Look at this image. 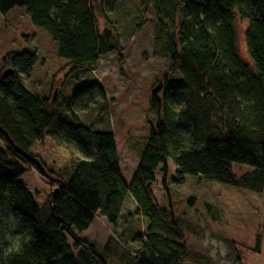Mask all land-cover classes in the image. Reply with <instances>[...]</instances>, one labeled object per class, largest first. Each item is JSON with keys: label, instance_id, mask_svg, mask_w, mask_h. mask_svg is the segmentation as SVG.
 <instances>
[{"label": "trees", "instance_id": "trees-1", "mask_svg": "<svg viewBox=\"0 0 264 264\" xmlns=\"http://www.w3.org/2000/svg\"><path fill=\"white\" fill-rule=\"evenodd\" d=\"M117 3L0 0V13L24 8L31 23L56 44L57 56L81 73L118 51L115 24L108 17ZM145 3H139V12ZM96 12L107 24L101 32ZM152 16L153 50L166 63V72L151 90L148 113L155 120L147 121L145 145L128 186L120 175L112 133L81 125L72 106L93 91L81 104L86 110L95 95L104 97L103 87L84 86L70 103L53 105L52 98L20 84V72L28 75L35 64L33 54L3 56L0 264H108L105 248L74 233L85 232L95 215L114 228L128 196L134 214L145 221L131 264H180L187 256L183 227L170 208L153 201L157 171L163 191L185 196L188 208L201 203L212 221L220 210L264 227V0H154ZM237 18L246 23L248 61L238 53ZM4 69L11 70L6 78ZM56 135H64L80 155L70 171L60 174L31 153L37 142ZM168 162L173 169L168 170ZM234 164L249 169L236 175ZM27 168L51 182L42 206L21 182ZM9 216L14 232L8 230ZM252 251L260 252V238ZM235 260L242 264L238 254Z\"/></svg>", "mask_w": 264, "mask_h": 264}, {"label": "rangeland", "instance_id": "rangeland-1", "mask_svg": "<svg viewBox=\"0 0 264 264\" xmlns=\"http://www.w3.org/2000/svg\"><path fill=\"white\" fill-rule=\"evenodd\" d=\"M144 4L143 12L137 9ZM154 0H118L116 10L108 17L115 24L118 51L99 60L92 69L75 73L65 59L56 54V44L47 32L34 26L24 8H13L0 13V65L7 52H27L35 57L29 74L20 72V84L40 97L53 98V105L70 103L72 94L87 85L98 83L104 89V97L86 110L81 104L93 94L76 98L72 106L78 122L99 132H110L114 137L120 174L126 186L133 176L138 158L144 148L148 124L155 118L148 113L151 90L161 82L166 72L165 62L154 54L152 31V6ZM99 31L107 27L102 16L95 14ZM246 23L235 19L237 47L240 57L248 61L244 32ZM6 70V69H4ZM63 108V106H61ZM81 138L84 133H79ZM31 153L39 157L44 166L55 174L65 168L70 171L80 157L72 143L64 135L45 137L37 142ZM168 170L173 166L168 162ZM244 165H233L236 175L247 172ZM161 175L155 172L152 185L153 201L161 208H170L183 227L182 238L187 256L180 264H235L238 254L242 264H264V227L226 211H218V219L212 221L204 212L203 205L193 208L186 205L182 194L161 188ZM21 182L32 194L38 206H42L52 188L50 180L33 168H27ZM135 203L127 197L122 215L113 228L99 215H95L89 228L76 234L106 249L108 264H131V257L139 246L136 235L141 234L145 221L135 215ZM5 215H8L4 211ZM8 230L15 225L9 216ZM111 238V239H110ZM260 238V252L252 249ZM69 245L72 241L67 237ZM233 242V245L230 242ZM18 240L15 245H17ZM235 249V251L233 250ZM76 255V251L73 250Z\"/></svg>", "mask_w": 264, "mask_h": 264}, {"label": "water", "instance_id": "water-1", "mask_svg": "<svg viewBox=\"0 0 264 264\" xmlns=\"http://www.w3.org/2000/svg\"><path fill=\"white\" fill-rule=\"evenodd\" d=\"M11 73V70L7 69L3 72L2 78H6ZM53 99V98H52Z\"/></svg>", "mask_w": 264, "mask_h": 264}, {"label": "crops", "instance_id": "crops-1", "mask_svg": "<svg viewBox=\"0 0 264 264\" xmlns=\"http://www.w3.org/2000/svg\"><path fill=\"white\" fill-rule=\"evenodd\" d=\"M121 175V174H120ZM122 178V177H121ZM132 178V177H131ZM125 184V183H124Z\"/></svg>", "mask_w": 264, "mask_h": 264}]
</instances>
